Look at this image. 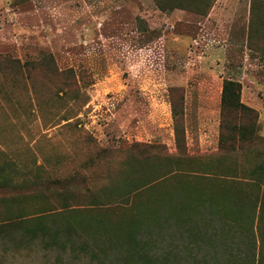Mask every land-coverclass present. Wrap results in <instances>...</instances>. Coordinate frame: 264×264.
Segmentation results:
<instances>
[{
  "label": "rangeland",
  "instance_id": "374dc122",
  "mask_svg": "<svg viewBox=\"0 0 264 264\" xmlns=\"http://www.w3.org/2000/svg\"><path fill=\"white\" fill-rule=\"evenodd\" d=\"M207 15L162 11L153 0H0V55L32 63L26 77L13 72V89L0 73V151L25 174L5 194L51 190L58 180L75 191L71 205H89L86 190L107 189L133 142L161 146L136 151L153 157L151 178L165 171L167 154L221 155L236 161L237 186L249 190L242 169L264 164V142L229 140L224 130L239 148L218 150L220 92L223 79L241 83L264 138V0ZM170 101L185 129L179 150ZM157 179L151 197L175 193V176ZM175 243L168 232L153 235L159 256L182 251ZM0 264L99 263L40 240L15 250L0 239Z\"/></svg>",
  "mask_w": 264,
  "mask_h": 264
},
{
  "label": "trees",
  "instance_id": "16d2710c",
  "mask_svg": "<svg viewBox=\"0 0 264 264\" xmlns=\"http://www.w3.org/2000/svg\"><path fill=\"white\" fill-rule=\"evenodd\" d=\"M153 1L162 11L181 9L206 16L215 0ZM31 65L0 55V73L9 89L15 82L13 72L26 77ZM73 91L76 99L79 91ZM240 92L239 81L223 79L218 150L229 147V152H234L239 148L228 145L224 130L233 133L229 140L264 142L256 135L257 114L241 102ZM170 104L179 150L181 143L185 146V129L177 124L172 101ZM149 147L161 148L140 142L128 145L129 152L110 185L93 193L86 190L91 200L82 207L69 203L75 191L58 180L48 192L33 188L5 194L25 174L0 151V239L11 241L15 250L40 240L44 249H68L99 264H106L111 255V264H264V164L242 169L249 190L237 186L236 161L225 162L221 155L194 158L185 153L167 154L159 159L165 171L151 178L149 160L153 157L141 154ZM140 149L143 151L136 155ZM167 176H175V193L151 197L157 178ZM121 182L124 188L118 191ZM162 232L175 235L179 241L175 248L183 250H167L159 256L153 249V235Z\"/></svg>",
  "mask_w": 264,
  "mask_h": 264
},
{
  "label": "crops",
  "instance_id": "0c3cea01",
  "mask_svg": "<svg viewBox=\"0 0 264 264\" xmlns=\"http://www.w3.org/2000/svg\"><path fill=\"white\" fill-rule=\"evenodd\" d=\"M228 8H235V0H215L205 19H208L211 14L222 16L223 12L227 11ZM220 20V17H217L216 21L219 22Z\"/></svg>",
  "mask_w": 264,
  "mask_h": 264
}]
</instances>
